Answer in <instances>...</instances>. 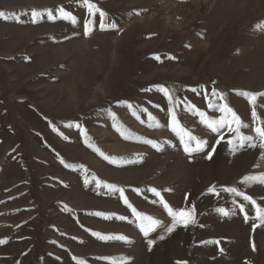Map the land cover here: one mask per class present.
<instances>
[{
    "label": "rangeland",
    "instance_id": "rangeland-1",
    "mask_svg": "<svg viewBox=\"0 0 264 264\" xmlns=\"http://www.w3.org/2000/svg\"><path fill=\"white\" fill-rule=\"evenodd\" d=\"M90 2L0 0V264H264V0Z\"/></svg>",
    "mask_w": 264,
    "mask_h": 264
},
{
    "label": "snow or ice",
    "instance_id": "snow-or-ice-1",
    "mask_svg": "<svg viewBox=\"0 0 264 264\" xmlns=\"http://www.w3.org/2000/svg\"><path fill=\"white\" fill-rule=\"evenodd\" d=\"M83 3L87 7V9H88L90 14L95 15L96 13H99L100 17H106V13L101 11L96 6L95 3H91L90 0H83ZM61 11L63 12V9H61ZM63 15H64V17H70V13H67V12H64ZM3 16H4V14L0 13V18H2ZM71 19H72L73 22H75V18L74 17H71ZM100 27H101V29H103L105 26L103 24H101ZM110 27L115 28L116 25L115 24H111ZM260 28H261V30H264V25L260 26ZM156 58L159 59V57H156ZM170 58H172V57H170ZM160 90L164 92V95L167 96L169 98V100L172 99L171 94H170L168 89L161 88ZM212 95L213 96H218L219 95L220 99H224V97L222 95H220L219 93H217L215 90H213ZM241 95H244L248 99V101L253 104V106H254L253 107V118H256L255 105H256V102L258 100V95L255 94V93H251V92H249V93H241ZM260 95L264 96V94H260ZM128 107H131V105H128ZM219 110L221 112L227 114L224 117V119H213V120L205 119L204 120V123L210 129V131L213 132V133H219L221 129H223L224 127L227 126L229 131H233L235 133V135L237 137V140L239 141L238 147H243L245 142L250 143L252 147H256V144L251 143L252 140H253V137L245 136L241 132V128H247L248 125L244 124L240 120V118L236 115V113L227 104H224V106L222 108H220ZM200 115L203 117L204 113L201 112ZM175 119H176L175 115H173V120L175 121ZM173 131H176L175 127L173 128ZM255 132H256L257 136L259 137V139L261 141L259 146L261 148H264V125L256 127ZM185 137H187V140L185 139ZM180 139H181V142L184 143V145H185V149L184 150L186 152H189V154H191V151H193V149L190 147L192 142H195V145H196V149L195 150H203L204 146L208 144L207 140L198 138V137H196V136H194L191 133L186 132V131L183 132V135H180ZM220 139H223V137L221 136ZM146 142L147 143H153L152 141H146ZM227 143L228 144H233V141L229 140ZM153 146H155V145H153ZM211 151L214 153L215 150L212 149ZM234 151H235V149H234ZM211 158H212V156L208 155V159H211ZM245 179H247V180H256L258 182L264 183V176H260V177L249 176V177H246ZM108 187L112 188L113 186L108 185ZM113 190L114 191H120L122 193V189L113 188ZM152 191H153V193L155 195H157V196L160 195V193L157 192L156 189H152ZM210 191H214V189H210ZM230 191H232L236 195H241V193L237 192V190L235 188L230 189ZM244 199L245 200H249L250 197L244 196ZM164 208L167 209L168 214L172 217L171 227L164 226L165 227V231L168 232V233L172 232L177 227V224H183V226L186 227L188 225L189 221L194 222V216H191L187 211H183V210H181V211H173V209L171 207H169L167 203H164ZM241 210H243V209H241ZM133 211L135 213V210H133ZM193 211H194V209H193ZM219 211L223 215H228V212L225 209H223V208L219 209ZM261 213L262 214H261L260 218H261L262 222H264V210H261ZM135 214L138 217L140 216L139 213H135ZM121 219H123V217H121ZM142 219L148 220L150 222V225L153 226V227H155V226L160 224L159 221L154 220L151 217H142ZM141 231H144L145 235L148 234V230L145 229L143 226H141ZM95 235H97V237L99 239H110L109 237H103V236H100L99 234H95ZM118 239L125 240L126 242H128L127 238L123 237V236L118 237ZM160 239H164V236L161 235ZM148 243H149V245H152L154 243V241L149 240ZM213 243H218V241H214ZM78 264H85V262L83 260H80V261H78ZM177 264H181V262L177 261Z\"/></svg>",
    "mask_w": 264,
    "mask_h": 264
}]
</instances>
